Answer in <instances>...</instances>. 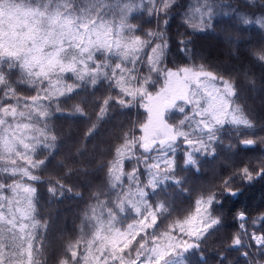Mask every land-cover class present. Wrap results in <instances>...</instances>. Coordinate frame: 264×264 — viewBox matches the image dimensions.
<instances>
[{
    "label": "snow or ice",
    "instance_id": "1",
    "mask_svg": "<svg viewBox=\"0 0 264 264\" xmlns=\"http://www.w3.org/2000/svg\"><path fill=\"white\" fill-rule=\"evenodd\" d=\"M216 23L264 33V0H0V264H210L209 250L215 264H264V209L225 231L219 207L237 181L264 180V155L201 188L185 175L218 150L264 152L246 99L264 81L195 59L191 37ZM247 55L264 67V40ZM137 108L143 119L107 127ZM60 121L84 127L57 162ZM101 173L74 235L57 232L45 199H83L69 181Z\"/></svg>",
    "mask_w": 264,
    "mask_h": 264
},
{
    "label": "trees",
    "instance_id": "2",
    "mask_svg": "<svg viewBox=\"0 0 264 264\" xmlns=\"http://www.w3.org/2000/svg\"><path fill=\"white\" fill-rule=\"evenodd\" d=\"M182 3H187L188 0H181ZM231 2V0H230ZM241 2V0H237ZM242 6V5H241ZM148 18L137 21L144 24ZM227 19V18H223ZM154 25L148 24L146 27H153ZM214 31L205 33H198L191 37L193 44L192 49L195 53V59L197 62L203 58V61L214 67H219L225 72H241L250 71L255 73L257 77V83L261 84L264 81V67L255 63L247 55L250 48L259 46V43L264 40V33H260L258 29H250L249 31L238 32L229 23H216L214 24ZM177 31H185L180 27V20L177 18L171 22L170 35L174 36ZM235 36L236 42H230L227 37ZM177 63H186V59L181 53L176 51V44L172 45V57ZM99 93L98 95H102ZM247 102L255 110L259 119L264 120V85H261L260 89L252 94L248 93ZM75 103V101H74ZM180 114H176V118L179 119ZM143 119V109H133L128 112L127 115H120L116 113V119L107 127L118 131V124L120 122L127 123L129 120ZM62 125V131L64 132L63 142L64 146L61 149L60 155L57 156L56 161H63L66 157L74 159L73 153H75L79 146V137L84 125L73 124L72 122H59ZM71 125V127H70ZM95 144H103L104 141L97 139ZM92 145H89V149ZM264 155L261 151H249L241 152L236 155L235 152H228L225 150H218V156L203 158L201 161V170L198 173L188 172L185 175L189 177V187L201 188L217 182L222 175H228L241 166L242 162L252 160L255 162V158ZM85 163L87 161L85 160ZM58 169L54 165L49 169V173L52 175L58 174ZM103 180V174H99L97 177H92L93 186H89L84 183L83 179H75L69 181L73 186L74 191H79L83 194V199L73 196L71 194L66 195L62 200L48 203L45 199V211L44 215L49 216L52 219V223L56 225V231L60 229L66 230L67 236L70 238L74 235V225L79 224V214L88 200L92 191L95 190V185H98ZM234 187L240 189V195L236 197L224 196L221 197L223 204L220 210L224 216L228 227L225 231H233L232 225L235 224L233 217L236 212L246 210L250 215H256L258 210L264 209V180H257L251 184L237 181ZM46 196V194H45ZM178 207H186L187 203L185 198L177 196ZM224 233H221V236ZM219 237L210 241L211 244H215ZM208 256L210 264H215L214 254L209 250ZM241 261L243 258H240Z\"/></svg>",
    "mask_w": 264,
    "mask_h": 264
}]
</instances>
